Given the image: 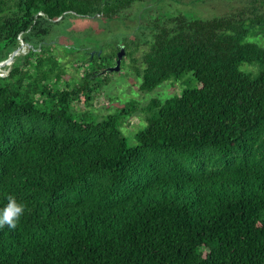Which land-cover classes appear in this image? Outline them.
<instances>
[{
  "label": "trees",
  "instance_id": "16d2710c",
  "mask_svg": "<svg viewBox=\"0 0 264 264\" xmlns=\"http://www.w3.org/2000/svg\"><path fill=\"white\" fill-rule=\"evenodd\" d=\"M143 1L0 0V62L31 45L0 76V209L26 205L0 228V264H264V43L250 40L264 39V0L137 21L120 42L124 56L147 48L138 90L189 73L195 86L96 121L77 107L108 84L120 42L93 32ZM135 114L146 125L129 147Z\"/></svg>",
  "mask_w": 264,
  "mask_h": 264
},
{
  "label": "rangeland",
  "instance_id": "374dc122",
  "mask_svg": "<svg viewBox=\"0 0 264 264\" xmlns=\"http://www.w3.org/2000/svg\"><path fill=\"white\" fill-rule=\"evenodd\" d=\"M249 1L250 0H144L141 3H135L129 10L125 11L127 18L124 19L123 23H107V31L100 34L95 31L93 34L98 36V44L104 42L110 48H115L117 42H120L121 37L128 35V33H130L136 26L137 21L145 22L147 18L163 15L166 12L171 13L176 11L189 12L202 18L219 16L233 13L241 9L247 6ZM92 25L99 27L105 24L93 19ZM250 40L259 45H263L264 43V39H262L261 36L258 38H251ZM57 41L58 40L55 39L52 42ZM69 43V41H60V44L65 46H69ZM89 43L96 44L94 40H91ZM121 45L122 42H120L119 46ZM132 49L133 54L131 56L123 57L119 71L106 72L105 75L98 77V82H102L106 79L108 80V84L105 85L101 92L96 95L92 106L84 107L79 105L77 107L78 110L81 112L92 113L95 116L96 121H99L106 118L108 114H114L118 109L131 100H137L141 105L146 104L151 98H158L163 101L173 95L179 94L184 89L195 86V81L189 73L184 75L178 81L169 80L164 82L152 92H140L138 90L140 78L137 77V73L142 69L141 57L147 48L141 46ZM26 51L27 48H25V52ZM70 57L71 56L64 57L62 62H66ZM254 66L255 65L243 63L240 65L239 69L241 71L256 72V67ZM0 69H2V72H4L3 70H8L5 66ZM65 77L69 81H76L79 74L78 72L76 73L73 67L67 65ZM145 125L146 121H144L143 116L139 114H135L127 123L123 124L122 131L129 147L136 145L135 134Z\"/></svg>",
  "mask_w": 264,
  "mask_h": 264
},
{
  "label": "clouds",
  "instance_id": "9594fccd",
  "mask_svg": "<svg viewBox=\"0 0 264 264\" xmlns=\"http://www.w3.org/2000/svg\"><path fill=\"white\" fill-rule=\"evenodd\" d=\"M7 201L3 209H0V228L7 225L10 229H15L25 213L26 205L11 195L7 197Z\"/></svg>",
  "mask_w": 264,
  "mask_h": 264
},
{
  "label": "water",
  "instance_id": "95a60500",
  "mask_svg": "<svg viewBox=\"0 0 264 264\" xmlns=\"http://www.w3.org/2000/svg\"><path fill=\"white\" fill-rule=\"evenodd\" d=\"M25 48L29 49V48H31V45L20 42V45L18 46V48L16 50L12 51L4 61L0 62V66H2V67L5 66V67L9 68L11 66L15 56L23 55L26 53ZM124 54H125L124 48L120 47L119 51L116 54L115 64L113 66L107 67L105 69V71L102 73L119 71L121 60H122Z\"/></svg>",
  "mask_w": 264,
  "mask_h": 264
},
{
  "label": "built area",
  "instance_id": "2783aa9c",
  "mask_svg": "<svg viewBox=\"0 0 264 264\" xmlns=\"http://www.w3.org/2000/svg\"><path fill=\"white\" fill-rule=\"evenodd\" d=\"M1 71H2V70H1ZM3 71H4V74L6 75L8 70H6V71H5V70H3ZM5 75H3V73H2V74H0V76H5Z\"/></svg>",
  "mask_w": 264,
  "mask_h": 264
},
{
  "label": "flooded vegetation",
  "instance_id": "af4514ba",
  "mask_svg": "<svg viewBox=\"0 0 264 264\" xmlns=\"http://www.w3.org/2000/svg\"><path fill=\"white\" fill-rule=\"evenodd\" d=\"M121 46H119L118 48H117V52L119 51V48H120ZM92 53V52H91Z\"/></svg>",
  "mask_w": 264,
  "mask_h": 264
},
{
  "label": "bare ground",
  "instance_id": "6f19581e",
  "mask_svg": "<svg viewBox=\"0 0 264 264\" xmlns=\"http://www.w3.org/2000/svg\"><path fill=\"white\" fill-rule=\"evenodd\" d=\"M1 70H2V69H0V73H3V74H4V72H2Z\"/></svg>",
  "mask_w": 264,
  "mask_h": 264
}]
</instances>
